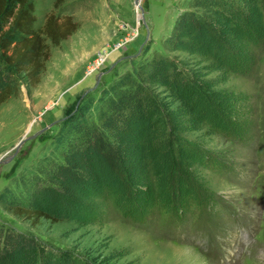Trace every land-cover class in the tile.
<instances>
[{"label":"trees","instance_id":"16d2710c","mask_svg":"<svg viewBox=\"0 0 264 264\" xmlns=\"http://www.w3.org/2000/svg\"><path fill=\"white\" fill-rule=\"evenodd\" d=\"M34 10L29 0H0V106L18 95L20 74L32 86L40 83L51 56L48 40L59 46L79 28L71 15L55 13L36 28ZM263 44L264 0H190L164 39L176 55L143 59L136 72L120 75L68 114L51 154L34 171L14 176L0 191V204L37 227L84 225L109 201L125 213H143L148 192L162 207L198 203L205 191L198 167L212 156L201 140L227 132L228 111L236 108L221 84L230 74H251ZM0 264L77 262L0 220Z\"/></svg>","mask_w":264,"mask_h":264},{"label":"rangeland","instance_id":"374dc122","mask_svg":"<svg viewBox=\"0 0 264 264\" xmlns=\"http://www.w3.org/2000/svg\"><path fill=\"white\" fill-rule=\"evenodd\" d=\"M29 1L36 28L50 13L71 15L79 28L59 46L48 40L51 56L40 83L32 86L20 74L18 95L0 106V158L6 160L0 191L51 154L68 114L95 101L120 75L136 72L143 59L156 52L176 55L165 50L164 39L190 0H139L140 6L137 0ZM102 54L107 59L89 71ZM221 87L230 90L227 103L236 108L228 111L227 132L201 140L212 156L208 166L198 167L205 190L198 203L162 207L148 192L143 213L137 206L140 213H125L109 201L84 225L45 221L37 227L0 204V220L77 264H264V44L253 72L230 74ZM95 115L94 106L88 116Z\"/></svg>","mask_w":264,"mask_h":264},{"label":"built area","instance_id":"2783aa9c","mask_svg":"<svg viewBox=\"0 0 264 264\" xmlns=\"http://www.w3.org/2000/svg\"><path fill=\"white\" fill-rule=\"evenodd\" d=\"M103 54L102 55H99L96 59H95V62L91 65V67H89V71H91V69L93 68V66L95 65V64H97V63H100L101 61H102V59H103ZM99 66V65H98ZM95 69H96V67H95ZM94 69V70H95ZM93 70V71H94Z\"/></svg>","mask_w":264,"mask_h":264},{"label":"water","instance_id":"95a60500","mask_svg":"<svg viewBox=\"0 0 264 264\" xmlns=\"http://www.w3.org/2000/svg\"><path fill=\"white\" fill-rule=\"evenodd\" d=\"M136 3L140 6L139 0H137ZM23 141H24V139L21 140V141L18 143V145H17L18 148H19V146L23 143ZM5 161H6V160H5ZM5 161H4L2 158H0V164H2V163L5 162Z\"/></svg>","mask_w":264,"mask_h":264},{"label":"bare ground","instance_id":"6f19581e","mask_svg":"<svg viewBox=\"0 0 264 264\" xmlns=\"http://www.w3.org/2000/svg\"><path fill=\"white\" fill-rule=\"evenodd\" d=\"M107 57H108V55L106 57L104 55L102 61L100 63L95 64L92 69H95L96 66L101 65V63H103L105 61V59H107Z\"/></svg>","mask_w":264,"mask_h":264}]
</instances>
